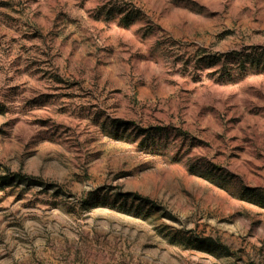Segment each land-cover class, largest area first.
<instances>
[{"label":"rangeland","instance_id":"374dc122","mask_svg":"<svg viewBox=\"0 0 264 264\" xmlns=\"http://www.w3.org/2000/svg\"><path fill=\"white\" fill-rule=\"evenodd\" d=\"M0 264H264V0H0Z\"/></svg>","mask_w":264,"mask_h":264}]
</instances>
